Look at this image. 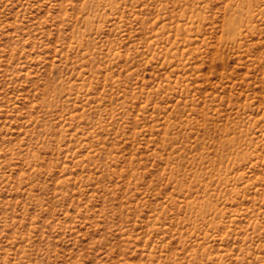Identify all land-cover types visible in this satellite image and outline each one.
I'll return each mask as SVG.
<instances>
[{
    "label": "rangeland",
    "instance_id": "rangeland-1",
    "mask_svg": "<svg viewBox=\"0 0 264 264\" xmlns=\"http://www.w3.org/2000/svg\"><path fill=\"white\" fill-rule=\"evenodd\" d=\"M0 264H264V0H0Z\"/></svg>",
    "mask_w": 264,
    "mask_h": 264
},
{
    "label": "bare ground",
    "instance_id": "bare-ground-1",
    "mask_svg": "<svg viewBox=\"0 0 264 264\" xmlns=\"http://www.w3.org/2000/svg\"><path fill=\"white\" fill-rule=\"evenodd\" d=\"M241 13H245L241 8H234L230 16L228 17V22L226 24L225 30L229 39H233L238 32V22L241 19Z\"/></svg>",
    "mask_w": 264,
    "mask_h": 264
}]
</instances>
